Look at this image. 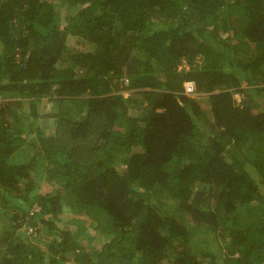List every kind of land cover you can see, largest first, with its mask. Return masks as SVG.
I'll return each mask as SVG.
<instances>
[{
	"label": "trees",
	"instance_id": "1",
	"mask_svg": "<svg viewBox=\"0 0 264 264\" xmlns=\"http://www.w3.org/2000/svg\"><path fill=\"white\" fill-rule=\"evenodd\" d=\"M0 213V264H264V0H0Z\"/></svg>",
	"mask_w": 264,
	"mask_h": 264
},
{
	"label": "rangeland",
	"instance_id": "2",
	"mask_svg": "<svg viewBox=\"0 0 264 264\" xmlns=\"http://www.w3.org/2000/svg\"><path fill=\"white\" fill-rule=\"evenodd\" d=\"M68 43L71 46L75 45L76 48H80V49H82V45L85 44L81 37L72 36V35H70V37L68 38ZM235 97L237 98V100L240 101L244 96L237 92V93H235ZM31 99H26L25 103H24L25 118H26L25 123L26 124H29L34 119V116L29 115V113L31 111ZM56 104H58V105H56ZM60 104H62L61 109H62V107L64 108V105L67 106V104L65 102L63 103L60 101ZM58 106H60L59 103H54V101L49 100L47 97H43L39 102H37L38 118L34 122V127L37 125H41V127L44 128L47 133H52L55 130V121L54 120H56V118L50 117V115H48L47 112L57 111ZM33 135H37V133L34 131ZM29 154H34V152L32 151ZM19 156H21L23 158V153H19ZM42 184L43 185L40 186V188L34 192L35 194L39 193V191L45 192V191H48V190L55 187V185L52 186L49 183L45 182V180L43 181ZM36 205L38 208H40L39 204H36ZM3 215L4 214L0 213V229L2 228L1 222H4V223L7 222V220H6L7 216L5 215L6 217H4ZM27 225H29V224L25 223L22 228L23 229L27 228ZM38 225H40V224H38ZM77 225H79V224H76V222L72 221V220L71 221H64L62 224V226H64V228L65 227L66 228L74 227ZM42 230H48V229L43 228ZM30 231H32V229H30ZM94 241H95L94 246H100L105 241V239L102 236H97ZM215 241H217V242H215ZM220 241H222V242L225 241V237L220 238ZM214 243L217 245V247L220 246L218 240L216 239L215 233L211 234L209 246H212ZM70 263L73 264L72 262H70ZM220 263L223 264V262L221 260H220Z\"/></svg>",
	"mask_w": 264,
	"mask_h": 264
},
{
	"label": "built area",
	"instance_id": "3",
	"mask_svg": "<svg viewBox=\"0 0 264 264\" xmlns=\"http://www.w3.org/2000/svg\"><path fill=\"white\" fill-rule=\"evenodd\" d=\"M187 85H188V88H193L194 87V83L192 81H188Z\"/></svg>",
	"mask_w": 264,
	"mask_h": 264
},
{
	"label": "clouds",
	"instance_id": "4",
	"mask_svg": "<svg viewBox=\"0 0 264 264\" xmlns=\"http://www.w3.org/2000/svg\"><path fill=\"white\" fill-rule=\"evenodd\" d=\"M187 86H188V85H187ZM189 89H191V88H189ZM35 208H38L36 204L34 205L33 210H34Z\"/></svg>",
	"mask_w": 264,
	"mask_h": 264
}]
</instances>
